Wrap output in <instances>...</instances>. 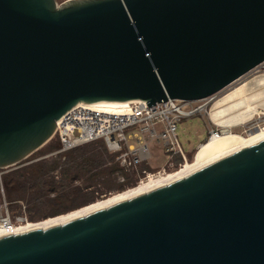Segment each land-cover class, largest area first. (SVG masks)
I'll return each mask as SVG.
<instances>
[{
	"label": "water",
	"instance_id": "95a60500",
	"mask_svg": "<svg viewBox=\"0 0 264 264\" xmlns=\"http://www.w3.org/2000/svg\"><path fill=\"white\" fill-rule=\"evenodd\" d=\"M264 62V0H0V169L77 104L216 95ZM0 264H264V138L65 222Z\"/></svg>",
	"mask_w": 264,
	"mask_h": 264
},
{
	"label": "built area",
	"instance_id": "2783aa9c",
	"mask_svg": "<svg viewBox=\"0 0 264 264\" xmlns=\"http://www.w3.org/2000/svg\"><path fill=\"white\" fill-rule=\"evenodd\" d=\"M203 100L186 101L168 98L149 106L144 100H132L115 109L103 105L77 104L56 121L53 136L57 138L59 147L42 157L54 156L101 138L108 151L116 153V160L121 169V172L117 173V182L125 181L122 171L135 170L138 177L137 184L150 176L165 173L168 166L173 167L175 154H179L182 158V163H178V167L187 160L177 137V125L183 118L205 112ZM255 130H264V119L262 125L252 123L249 126L250 132ZM217 134L218 131L211 128L208 131V138ZM129 139H135L138 146L129 143ZM153 140L161 145L162 152L168 159L154 172L146 168L139 170L140 163L147 164L150 160L152 153L148 144ZM0 191L3 193L2 186ZM19 204V212L11 215L5 199L0 202V235L13 233L15 228L29 221L25 203L19 201Z\"/></svg>",
	"mask_w": 264,
	"mask_h": 264
},
{
	"label": "trees",
	"instance_id": "16d2710c",
	"mask_svg": "<svg viewBox=\"0 0 264 264\" xmlns=\"http://www.w3.org/2000/svg\"><path fill=\"white\" fill-rule=\"evenodd\" d=\"M58 147V140L53 136L29 155L27 162L26 158L1 173L0 185L8 208L18 209L21 201L26 205L29 220H43L91 204L108 192H121L136 185L138 177L135 170L122 171L125 181L117 182V173L121 169L116 153L109 152L101 138L54 156L42 157ZM173 160L177 163L182 158L175 154ZM142 168L149 167L142 162L138 169ZM76 181L82 185L76 186L70 197L68 193Z\"/></svg>",
	"mask_w": 264,
	"mask_h": 264
},
{
	"label": "bare ground",
	"instance_id": "6f19581e",
	"mask_svg": "<svg viewBox=\"0 0 264 264\" xmlns=\"http://www.w3.org/2000/svg\"><path fill=\"white\" fill-rule=\"evenodd\" d=\"M125 102H97L93 103V105H103L115 109ZM260 106L264 107V74L256 77L250 83H241V85L235 86L215 99L208 111V116L215 125L227 127L228 129L237 125H245L255 115L264 114V112L260 111ZM262 138H264V130H255L249 132L247 135L232 131H226L222 135H212L207 141L198 145L190 161L186 160L175 170L150 176L133 187H129L121 192L112 193L105 198L98 199L69 213L48 217L40 221H28L26 224L15 228L14 232L26 231L34 227L44 228L52 224L65 222L77 216L86 215L122 199L150 190L176 178L186 176L200 167L242 147L250 146Z\"/></svg>",
	"mask_w": 264,
	"mask_h": 264
},
{
	"label": "rangeland",
	"instance_id": "374dc122",
	"mask_svg": "<svg viewBox=\"0 0 264 264\" xmlns=\"http://www.w3.org/2000/svg\"><path fill=\"white\" fill-rule=\"evenodd\" d=\"M58 2H62L64 0H57ZM264 74V62L261 63L260 65L256 66L255 68H253L252 70H250L248 73H246L245 75H243L242 77H240L239 79H237L236 81H234L232 84H230L228 87L224 88L222 91L218 92L216 95L211 96L213 97L212 99H207V100H203L202 103L204 104V108H205V112L202 113H197L191 117H187V118H183L177 125V137L179 140V143L187 157V160H191L193 157L194 152L197 149V145L201 144L204 142V140L206 139V141L208 140V131L211 128H214L218 131L219 135H222L223 133H225L226 131H232V132H237V133H241L243 135H247L250 131H249V126L253 123V124H258L262 125V121L264 119V114H258L255 115L250 121H248L245 125H237L235 127H230L227 129V127H222V126H217L215 125L213 122H211V120L209 119L208 116V111L210 110L213 102L215 99H217L218 97H220L221 95H223L224 93L228 92L229 90H231L232 88H234L235 86L241 85V83H250L252 82L256 77L260 76V75ZM261 112H264V107L262 108V106L259 107ZM128 133V131H126V134ZM129 143H132L134 146H138V143L136 142L135 139H129ZM148 147L152 153V158L149 160V162L152 164L153 168H146L148 171L150 172H154L157 168L162 167L166 160L168 159V157L162 152L161 149V145L156 141L153 140L151 142H149ZM45 155V154H44ZM43 155V156H44ZM24 161V160H23ZM28 161V158L26 160V162ZM178 163H182V160L180 162H174V166H168L166 167V172L167 171H172L178 168ZM12 167H8L5 168L3 170L0 171V173L7 171L9 169H11ZM82 185V183L80 181H76L73 186L71 187L70 191H69V196H73L74 194V189L76 188V186H80ZM1 187V185H0ZM1 193V201H3V199H5L4 197V192ZM115 193L113 191L108 192L106 195H101V199L105 198L107 196H109L110 194ZM10 208V209H9ZM8 211L11 215H15L16 212H19V208L18 209H13L12 206H9ZM26 215L28 218V214H27V210H26ZM29 220V218H28ZM31 221V220H29ZM40 221V220H37ZM34 222V221H31Z\"/></svg>",
	"mask_w": 264,
	"mask_h": 264
},
{
	"label": "crops",
	"instance_id": "0c3cea01",
	"mask_svg": "<svg viewBox=\"0 0 264 264\" xmlns=\"http://www.w3.org/2000/svg\"><path fill=\"white\" fill-rule=\"evenodd\" d=\"M152 158V155H151V157H150V159ZM148 167H150V168H153L152 167V164L148 161V163L146 164Z\"/></svg>",
	"mask_w": 264,
	"mask_h": 264
}]
</instances>
